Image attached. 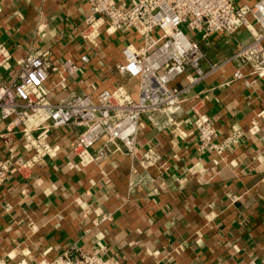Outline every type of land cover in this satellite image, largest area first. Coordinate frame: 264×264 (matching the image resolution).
Wrapping results in <instances>:
<instances>
[{"label": "crops", "instance_id": "1", "mask_svg": "<svg viewBox=\"0 0 264 264\" xmlns=\"http://www.w3.org/2000/svg\"><path fill=\"white\" fill-rule=\"evenodd\" d=\"M86 14V0H0V45L8 54L0 84L13 79L18 62L28 55L77 61L86 52L89 61L66 88L54 75L44 82L50 101L116 84L134 92L136 83L116 68L122 63L120 48L135 39L132 32H101L87 49L80 36ZM253 32L239 28L232 34L212 33L204 41L196 38L204 54L201 68L218 66L185 94L174 116L185 132L182 137L142 119L136 154L121 147L74 168L70 144L75 128L53 129L50 154L0 182V264H44L64 250H97L118 264L264 259V117L257 131H247L254 115L264 112V76L251 85L231 77L240 67L232 54L251 41ZM170 84H185L184 75ZM193 109L213 124L214 141L223 144L219 153L198 147ZM163 117L157 113L159 120ZM8 130L10 144H0V156L26 159L31 152L22 149L15 128L7 119L0 121V131ZM234 130L241 135L229 143L226 138Z\"/></svg>", "mask_w": 264, "mask_h": 264}, {"label": "built area", "instance_id": "2", "mask_svg": "<svg viewBox=\"0 0 264 264\" xmlns=\"http://www.w3.org/2000/svg\"><path fill=\"white\" fill-rule=\"evenodd\" d=\"M87 14L80 36L87 49L96 44L101 32L131 31L133 41L120 48L122 63L117 71L136 83L131 92L123 84L95 89L88 93L68 92L64 98L52 102L44 82L54 75L58 84L66 88L68 80L88 61L86 52L77 61L61 59L50 62L40 54L28 55L18 62L13 79L0 84V121L8 120L20 136L26 159H3L0 156V182L10 174H21L22 169L51 152L49 136L53 129L71 125L75 128L70 151L76 161L71 166L81 168L114 150L136 154L135 136L142 119L160 129H168L174 137L185 132L175 121L189 88L218 65L210 63L208 70L200 66L204 54L195 35L204 41L212 33L232 34L243 28L253 32L250 42L238 46L232 54L240 67L231 77L246 85L264 76V0L252 4H238L234 0H86ZM195 32L189 37L182 29ZM8 54L0 45V68H7ZM247 67L243 72L241 67ZM185 68L189 71L185 73ZM184 75L185 84H170ZM157 113L163 119L157 118ZM260 110L250 120L249 133L258 130ZM192 131L199 148L216 153L222 143L214 141L215 128L208 116L193 109ZM10 130L0 131V144H10ZM241 135L234 130L226 138L234 143ZM100 142L99 146L94 144ZM112 146L109 151L106 146ZM1 155V153H0ZM148 165V159L141 160ZM3 264V263H2ZM44 264H118L97 250L73 252L64 250ZM264 264V259L256 263Z\"/></svg>", "mask_w": 264, "mask_h": 264}, {"label": "rangeland", "instance_id": "3", "mask_svg": "<svg viewBox=\"0 0 264 264\" xmlns=\"http://www.w3.org/2000/svg\"><path fill=\"white\" fill-rule=\"evenodd\" d=\"M182 29L186 32V34H187L189 37H191V36H193V35L195 34V32L189 31V30L184 29V28H182ZM195 38H197V35H195Z\"/></svg>", "mask_w": 264, "mask_h": 264}]
</instances>
